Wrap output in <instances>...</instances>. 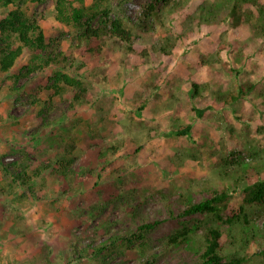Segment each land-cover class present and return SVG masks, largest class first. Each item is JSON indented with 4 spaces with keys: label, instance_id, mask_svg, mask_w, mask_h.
Instances as JSON below:
<instances>
[{
    "label": "rangeland",
    "instance_id": "rangeland-1",
    "mask_svg": "<svg viewBox=\"0 0 264 264\" xmlns=\"http://www.w3.org/2000/svg\"><path fill=\"white\" fill-rule=\"evenodd\" d=\"M152 1L102 0L93 26L107 30V23L118 16L135 21ZM94 3L84 0L86 7ZM258 5L252 6L257 17ZM24 8L42 25L47 42L54 41L51 47L67 59L31 71L26 51L12 71L21 74L16 91L11 88L13 79L0 76V264H41L48 252L53 264H141L146 255L160 252L183 220L199 233L207 226L202 215L168 218L169 209L178 214L184 208L185 197L197 202L228 188L232 195L227 212L244 205L245 185L264 175V41L250 23L199 25L187 10L170 15V23L137 29L130 51L105 36L100 54L84 56L99 42L80 43L77 36L83 30L56 19L54 0ZM178 34L183 37L178 39ZM170 36L178 42L170 55H164L160 46ZM58 69L77 73L82 80L87 89L82 104L71 105L73 88L55 94L47 89ZM194 82L202 92L196 106H214L200 119L192 110ZM238 82L257 85L253 102L262 106L261 115L251 116L250 101L235 114L216 104V93H227ZM193 121L191 138L161 135ZM244 121L250 129L242 125ZM72 148L77 150L76 190L67 183L60 186L50 169L29 189L9 185L11 178L3 166L13 170L19 163L32 177L57 154ZM104 150L109 154L100 156ZM106 158L112 163L102 169ZM250 211L255 224L264 227V208ZM143 219L165 220L150 232L147 247L136 243L108 248L111 236H123ZM13 221L21 231L13 230ZM87 245L104 249L79 259L77 247ZM260 251L264 235L240 254L250 257L247 264H264ZM159 254L154 264L195 260L177 249Z\"/></svg>",
    "mask_w": 264,
    "mask_h": 264
},
{
    "label": "trees",
    "instance_id": "trees-1",
    "mask_svg": "<svg viewBox=\"0 0 264 264\" xmlns=\"http://www.w3.org/2000/svg\"><path fill=\"white\" fill-rule=\"evenodd\" d=\"M101 1L95 0L92 6L86 7L84 0H54L56 19L61 23L83 30L77 36L80 43L89 42L92 39L99 42L96 47L84 52V56L89 52L100 54L102 47L107 43L105 36L110 40L115 39L117 44L125 46L126 50L130 51L133 49L134 33L137 29H153L155 22L165 23L167 20L170 23L172 21L170 15L174 16L175 13L181 15V13H186L187 10H189L187 15L199 25L223 23L238 27L243 21H246L250 23L255 34L264 41V6L262 5V0H153L143 11L142 16H138L135 21H130L128 17L125 19L118 16L111 19L108 22L109 24L107 23L106 27H109L107 30H104L103 27L93 26L97 15L100 14L98 10H100L99 2ZM41 2L43 0H0V6L3 8L0 11V76L13 79L11 88L15 91L18 89L15 84L20 79L21 76L19 75L21 74L15 75L12 71L26 51L30 53L31 68L28 69H32L31 71L43 69L52 64L60 65L67 59L62 52H57L51 47L54 41L47 42L42 25L24 8L28 3L38 4ZM74 3H77L78 6ZM257 5L258 17L253 11V8ZM166 6L168 9L165 8ZM103 13L109 16L108 11ZM127 19L131 24L128 23ZM178 35H180L178 39L183 37L181 34ZM178 39L171 36L165 38L166 41L162 43L159 51L164 55H170L176 47ZM61 58H63V61H61ZM236 72L239 73V69ZM51 81L53 83L47 89H52L54 94L61 93L65 87L73 88L72 106L82 104L85 101L87 89L84 87L82 80L77 77V73L68 75L58 69L53 72ZM258 85L262 88L261 84ZM256 86V84L250 82H238L231 91L224 94L216 93L214 100L216 104L229 108L234 114L239 111L245 101H250L254 109V112L250 114L255 117L256 114L261 115V113H258L262 107L253 102L257 93L254 91ZM192 89L193 92L190 96L192 110L195 118L200 119L207 110L213 109L214 106L207 105L204 108L196 106L197 101L202 96L201 85L194 82L192 83ZM143 108L144 105H141L138 110L142 111ZM237 119L241 120L242 118L237 116ZM193 125L194 121L170 131H162L161 135L164 137L186 136L191 138ZM242 125L247 129L251 128L249 122L244 121ZM119 148L120 146L115 148L116 153ZM72 149H67L65 152L57 154L51 159L49 165H45L42 169L38 168L32 177L27 175V168L19 163L14 165L13 170L3 166L4 172L11 178L9 185H21V187H28L29 189L30 186L34 185V181L43 175L44 171L50 169V174L59 180L60 186L67 183L73 190H76L75 186L77 183L74 182L76 169L73 166L76 156L73 154L77 150L75 148ZM108 154L109 152L104 150L99 155L104 157ZM112 160L106 158L104 162H101L102 169L110 166ZM260 174L256 175L254 180L245 185L244 205L234 212H227L232 195L228 188H223L220 191L216 190L207 196H203L197 202H192L188 196L185 197L184 208L178 214L169 209V219L202 215L207 218V226L203 227V231L199 233L197 228L190 226L188 220H183L180 228L164 240L160 252L146 255L141 264H154L160 255L159 253H169L173 249L187 251L194 256L195 260L185 264H247L250 257L246 254L241 255L240 252L254 240L261 239L264 235V227L260 228L255 224V221L251 218L252 213L250 211L251 209L264 208V175ZM243 175L244 177H249L248 174ZM96 177L101 178V174L96 173ZM247 204L253 206L246 209L245 206ZM209 220L211 221L210 225H208ZM163 221L165 220L143 219L141 222H137L136 226L129 229L123 236H111L108 248L114 246L115 250H118L124 244L135 245L136 243L147 247L150 242V232ZM224 225H228L229 228L227 230L224 229ZM11 227H13V230L21 231V225L16 221H13ZM89 247L92 246L87 245V247L80 249L77 247L79 259L89 258L92 252L98 255L104 249L101 246H94L90 252ZM145 248L144 252H146ZM51 254L52 252H48L46 258L42 259L44 262L40 261L41 264H53L49 260ZM258 255L262 256L264 260V251H260Z\"/></svg>",
    "mask_w": 264,
    "mask_h": 264
}]
</instances>
